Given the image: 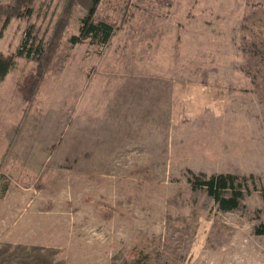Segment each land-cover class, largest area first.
I'll return each mask as SVG.
<instances>
[{
	"label": "rangeland",
	"instance_id": "1",
	"mask_svg": "<svg viewBox=\"0 0 264 264\" xmlns=\"http://www.w3.org/2000/svg\"><path fill=\"white\" fill-rule=\"evenodd\" d=\"M0 59V264H264V0H0Z\"/></svg>",
	"mask_w": 264,
	"mask_h": 264
},
{
	"label": "trees",
	"instance_id": "2",
	"mask_svg": "<svg viewBox=\"0 0 264 264\" xmlns=\"http://www.w3.org/2000/svg\"><path fill=\"white\" fill-rule=\"evenodd\" d=\"M97 1L98 0H94V2ZM91 13L92 11H90L88 15L82 19L78 35L72 37L70 40L72 44L81 43L86 39H90L92 43H97L100 45H105L108 43L110 37L112 36L113 28L109 24L104 22H94L91 18ZM21 15L22 14H20V16ZM59 25L53 37L57 38L61 35L60 28L61 26H63V24L60 23ZM40 50L37 49L38 52H40ZM11 64L12 62L10 60L0 59V76H4L8 72ZM238 179L239 178L235 175H219L213 176L206 182L202 183L203 185L207 186L210 193L216 199H218L221 192L230 190L231 197L229 199L221 200L220 202L222 203V205L224 204L229 208H234L238 205L237 199L241 196L240 190L242 189V184L240 182H238V184L236 183ZM257 233L261 235L264 234V225L259 228Z\"/></svg>",
	"mask_w": 264,
	"mask_h": 264
}]
</instances>
